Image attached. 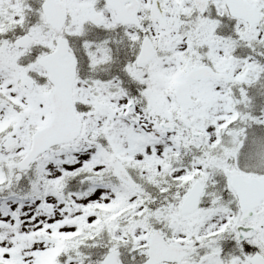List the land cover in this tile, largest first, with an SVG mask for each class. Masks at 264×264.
Instances as JSON below:
<instances>
[{"label": "snow or ice", "instance_id": "6c2138e0", "mask_svg": "<svg viewBox=\"0 0 264 264\" xmlns=\"http://www.w3.org/2000/svg\"><path fill=\"white\" fill-rule=\"evenodd\" d=\"M0 264H264V0H0Z\"/></svg>", "mask_w": 264, "mask_h": 264}]
</instances>
